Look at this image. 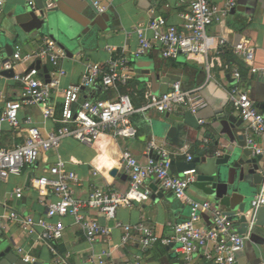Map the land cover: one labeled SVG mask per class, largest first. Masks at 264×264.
<instances>
[{"label":"crops","instance_id":"1","mask_svg":"<svg viewBox=\"0 0 264 264\" xmlns=\"http://www.w3.org/2000/svg\"><path fill=\"white\" fill-rule=\"evenodd\" d=\"M27 1L6 0L3 8L0 9V61L11 57L15 47H19L22 55H26L35 51L44 39L50 38L42 35L34 39L16 37L14 29L17 26L18 10L27 5ZM29 1L36 4L35 0ZM101 1L104 6H107L104 13L98 14L93 6L91 8L97 15L105 16L99 22L100 30L94 39L85 41L78 56L69 55L59 47L55 40L50 38L64 53V58L60 61L56 73L53 72L49 63L39 60L21 63L16 68L17 73H23L39 61L41 67L47 68V73H44L42 69L38 70L39 77L45 80L52 78L59 80L60 89L54 93L50 103L56 112L61 103V90L79 83L87 63L98 64L102 70L106 71L107 62L118 59L122 49L126 50L125 57L128 58V67L132 73L131 79L125 86L118 87L116 90H104L100 83H97L88 96L89 100L98 104H107L113 102L118 94H126L134 107L145 105L147 97L160 95L161 91V83L151 85L141 74L143 70L153 67L160 73L161 78L169 79L167 90L174 82H180L182 89L185 90L196 88L204 83L205 70L201 56L163 59L157 50L138 58L132 56L138 43L133 33L135 28L144 29L154 18L162 17L168 24L181 29L180 15L185 9L182 0ZM225 1L211 0L219 7H222ZM89 2V0H83L86 6ZM144 34L146 38L151 37L149 31H145ZM207 35L214 39V45L217 40L224 39L225 47L221 54L213 50L209 55L213 63L212 79L202 91L204 104L195 115L203 122L198 123V129L165 119L166 116L181 117L186 112L182 109L183 113H181L179 112L181 108H177L172 112L134 115L132 124L137 130V136L133 141L104 135L92 146H87L73 139H66L56 151L40 154L34 167L25 169L20 176H11L5 182H0V215L14 209L23 215H31L35 218L42 216L44 207L37 201L38 196L31 187V180L41 175L44 168L51 166L58 158L64 160L67 169L76 174L78 182L73 187L74 195L81 200L86 199L89 193L97 187L117 192L127 190L128 179L123 178L125 174L120 164V153L124 149H129L132 155L144 164L147 158V146L153 142L159 149L169 153L173 163V174H178L177 164L187 162V156L194 158L201 148L213 147L215 137L212 127L219 126V123H226L222 118L229 116L236 121L242 120L233 111L227 99L226 90L232 85L237 84L247 90L249 98L255 103L260 115L264 117V77L260 73L251 72L253 67L264 68V0H234V7L229 16L223 23H215L209 27ZM241 40L248 41L253 47L252 62H246L234 54V46ZM106 48H113L115 51L108 52ZM234 70L240 74L239 81L233 78ZM0 93V114L5 103L23 101L22 87L4 75L0 77ZM24 116H30L33 124L41 130L48 131L55 127L51 121L44 119L40 106H22L19 118L22 119ZM213 119H217L214 126L211 124ZM152 121L165 122L168 125L167 127H153ZM239 129L238 135L242 134L246 140L249 133L243 121ZM23 136L22 129L13 131L5 122L1 123L0 148H11L22 144ZM256 140L264 149V139ZM113 171H116L115 175H112ZM28 176L29 183L26 185ZM18 181L19 184H15ZM147 185L152 186L151 183ZM16 188H22L24 192L19 200H16L13 195ZM261 192H264V183L250 191V198H255ZM163 193L165 196L171 192ZM187 195L194 200H205L215 205L209 198L197 194L191 187ZM85 214L86 217L96 220L100 225L112 229L109 239L89 243L72 218H63L65 231L58 246V252L65 258L58 259V263L45 247H35L29 250L31 240L25 239L15 227H11L9 232L0 234V243L8 241L6 245H0V248L10 246L12 252L23 260V256L21 257L15 251L17 246L21 247L27 252L29 259L40 264H98V260H103L104 264H183V256L175 243L168 245L159 243L149 248H142L135 238L132 242L122 245V232L114 228V221L107 220L105 216L95 211L85 212ZM189 216L190 210L186 203L179 200L170 203L164 198L155 201L151 196L146 201L133 203L130 208L118 209L115 213V221L127 225L144 223L159 238L169 239L173 235V227L188 221ZM201 225L204 230L212 229L208 215L203 216ZM243 236L247 237V240L243 250L236 255L237 263L264 264V227L253 226L250 232ZM192 264L213 263L206 261L202 254L198 253L194 256Z\"/></svg>","mask_w":264,"mask_h":264},{"label":"built area","instance_id":"2","mask_svg":"<svg viewBox=\"0 0 264 264\" xmlns=\"http://www.w3.org/2000/svg\"><path fill=\"white\" fill-rule=\"evenodd\" d=\"M5 1L0 0V9L3 8ZM89 1L98 14L106 11L107 6H104L101 0ZM182 4L185 9L180 15L181 29L168 24L162 17H156L146 28L133 30L138 43L132 56L136 58L146 56L153 50L159 51L163 59L201 56L205 81L202 85L189 90L182 89L180 82H174L165 94L150 95L146 104L138 108L133 106L126 94H118L113 102L107 104H98L88 98L97 83H100L104 90H116L125 86L131 79L132 73L128 67V58L125 57V49L121 50L118 59L107 62L106 71L98 64L87 63L79 83L61 90L58 112L50 106L52 96L60 89L58 79L45 80L39 77V71L35 67L23 73L16 72L19 64L32 60L49 63L55 72L64 58V53L52 39H44L35 51L26 55H22L20 48L15 47L11 57L1 60L0 77L4 73H13L11 80L22 87L23 101L4 104L0 114V126L5 122L13 131L22 129L24 136L22 144L0 148V182H5L11 176H20L25 169L34 167L40 154L56 151L66 139H73L87 146H92L104 135L133 141L137 136V130L132 124L134 115L172 112L177 108L196 115L204 104L202 91L212 79L213 63L209 58L210 52L216 50L217 54H221L225 47L224 39L217 40L214 45V39L208 37L207 30L215 23L224 22L234 7V0H226L222 7L211 0H182ZM27 5L33 6L34 3L28 0ZM145 31L151 33L150 38H146ZM106 49L108 52L115 51L113 48ZM233 51L246 62H252L254 49L248 41H239ZM251 72L260 73L264 77V68L253 67ZM233 78L236 81L240 80L238 71H233ZM226 94L233 111L247 126L249 134L246 138V147L252 151L253 156L261 157V164L264 167V149L256 140L264 139V117L249 98L248 91L239 85L228 87ZM22 106H40L44 119L51 121L55 127L48 131L41 130L33 124L30 116L20 119ZM198 123L203 122L200 120ZM146 154V161L141 164L129 149L121 151V169L128 179V188L125 192L97 187L84 200L74 195L73 187L78 182L76 174L67 169L64 160L58 158L51 166L44 168L41 175L31 180V187L38 196L37 201L44 207L42 216L35 218L20 214L14 209L5 211L0 215V234L15 227L25 239L31 240L29 250L45 247L58 263V259L65 258L58 252L65 231L63 218H72L89 243L109 239L111 228L86 217L85 212L95 211L105 216L107 220L114 221V228L122 232V245L132 242L135 238L142 248L159 243L162 245L175 243L183 256V264H192L194 256L198 253L213 264H238L236 255L243 250L247 237L237 233L233 222L219 207L209 201L194 200L187 195L194 182L195 171L186 170L181 174H173L169 153L159 149L153 142L148 144ZM191 160L192 157L187 156L186 161ZM148 183L154 184L157 191L173 193L177 200L189 206L188 221L175 225L173 235L169 239L159 238L144 223L127 225L115 221L118 209L130 208L133 203L146 201L153 195ZM23 193L22 188H16L14 198L21 199ZM249 207L250 210L264 207V192L251 199ZM204 215L210 217L211 230L202 229ZM15 251L23 256L26 263H36L35 260L28 258L23 248L17 246ZM98 264H104L103 260H98Z\"/></svg>","mask_w":264,"mask_h":264},{"label":"water","instance_id":"3","mask_svg":"<svg viewBox=\"0 0 264 264\" xmlns=\"http://www.w3.org/2000/svg\"><path fill=\"white\" fill-rule=\"evenodd\" d=\"M35 1L34 6L25 5L19 8L17 26L14 29L16 37L34 39L41 35L48 36L71 56H78L85 41L96 37L100 30L99 22L105 17L94 13L91 10L92 4L89 2L90 4L88 3L86 6L83 4V0ZM33 67L47 73V68L41 67L39 61L31 68ZM141 74L147 78L151 85L161 83V95L168 91L169 79L161 78L155 67L143 70ZM3 75L11 78L13 73H4ZM179 112L183 113L182 109ZM165 119L194 129L199 128L198 121L200 119L188 111L181 117L166 116ZM222 119L226 123H219V126L213 125L217 119L211 121L215 137L213 147H203L190 162L177 164V172L181 174L186 170H194V182L191 188L221 208L228 219L235 223L234 228L237 233L245 235L250 232V228L253 226L264 227V207L255 210H250L249 207L251 201L249 193L252 189L263 185L264 170L261 157L253 156L252 151L246 147L244 136L238 135L242 120L236 121L229 116ZM151 125L165 127L168 124L152 121ZM207 136L209 137L210 134ZM150 156L154 157L152 154ZM115 173L116 171H113L112 175ZM123 178L126 179L127 176L124 175ZM28 183L29 176L26 185ZM149 188L153 192L152 198L155 201L164 198L168 202L174 203L177 200L173 193L164 196L162 191H157L154 184ZM0 264L28 263L18 258L8 246L0 248Z\"/></svg>","mask_w":264,"mask_h":264},{"label":"rangeland","instance_id":"4","mask_svg":"<svg viewBox=\"0 0 264 264\" xmlns=\"http://www.w3.org/2000/svg\"><path fill=\"white\" fill-rule=\"evenodd\" d=\"M19 181H20V180H19ZM19 181L16 182L15 184H19ZM7 242H8V241H4V242L0 243V245H6Z\"/></svg>","mask_w":264,"mask_h":264}]
</instances>
